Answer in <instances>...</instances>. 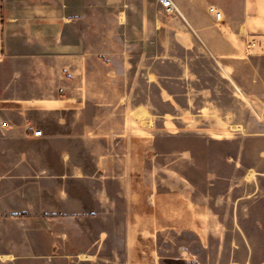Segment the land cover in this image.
<instances>
[{
	"label": "crops",
	"instance_id": "0c3cea01",
	"mask_svg": "<svg viewBox=\"0 0 264 264\" xmlns=\"http://www.w3.org/2000/svg\"><path fill=\"white\" fill-rule=\"evenodd\" d=\"M172 1L0 0V264H264V0Z\"/></svg>",
	"mask_w": 264,
	"mask_h": 264
},
{
	"label": "rangeland",
	"instance_id": "374dc122",
	"mask_svg": "<svg viewBox=\"0 0 264 264\" xmlns=\"http://www.w3.org/2000/svg\"><path fill=\"white\" fill-rule=\"evenodd\" d=\"M198 130V129H197ZM195 129H188L187 132H186V135H196L198 133H196L195 131H197ZM240 130V128L238 127H233L231 129V131L229 130L228 133L226 132H223V133H218V135H230V134H236L238 131ZM263 132H261L260 134L264 135V130H262ZM231 132V133H230ZM188 147H191V145H186ZM193 146V145H192ZM201 154H200V158H199V161L197 163V168L195 169V174L193 173V171L190 170V175L189 177L192 179V181L195 183V184H200L201 187H203L205 184L208 183V181L206 180V174L209 170V156L207 154V149L206 148H203L204 145H201ZM254 147V150H250V155H248V159H246L245 163H247L250 167L254 166L256 160H257V156L255 154L256 152V148L257 147H260V148H264V145H252L250 144V148ZM182 148H184V145L183 144H179L176 142V140L174 139H170L169 138V142L165 145H163L161 147V150L165 151V152H168V153H176L180 150H182ZM216 171H217V178H216V183H217V186L216 188L211 191V193L209 192H206V191H202L200 192V194H203V195H207L209 196V194H211L210 196L214 198V200L216 199L217 201H223V200H230V201H234L238 198V196H240L241 194L243 195H247V194H252L251 192H232L230 195H227L225 189H226V182L224 181L223 178H226V176L228 174H231V169L230 167H227L225 166L226 164V158L228 155H233L235 156V153H236V147L235 145H226L225 143H218L216 145ZM214 158V157H213ZM159 162H165V160L163 159H160ZM199 167V168H198ZM264 168V166H263ZM256 178L255 174H254V171L251 170L250 171V175L248 177L249 181H248V184H252L251 181L255 182L254 179ZM258 183L260 185H262L264 187V176L263 177H258ZM215 180V178H214ZM256 180V179H255ZM251 188H249V191H250ZM260 197H258L261 201H259L260 203L262 202L263 205H264V188L259 191L257 193ZM227 196V197H226ZM223 206V204H220ZM251 211H253V209L251 210L250 209V215H251ZM227 212H229L228 208H227ZM254 212V211H253ZM260 212V211H259ZM229 226H235L236 225H229ZM245 230L248 232V233H259V236H262L264 235V223H259L257 224L255 221H254V218L250 217L248 220H247V223H244L243 224ZM261 241V243L263 244V240H259Z\"/></svg>",
	"mask_w": 264,
	"mask_h": 264
},
{
	"label": "built area",
	"instance_id": "2783aa9c",
	"mask_svg": "<svg viewBox=\"0 0 264 264\" xmlns=\"http://www.w3.org/2000/svg\"><path fill=\"white\" fill-rule=\"evenodd\" d=\"M159 2L166 8L168 13L176 11V6L173 3L172 0H159ZM208 12L218 21L222 19V13L215 7V6H210L208 8ZM35 136H42L43 132L42 131H35L34 132Z\"/></svg>",
	"mask_w": 264,
	"mask_h": 264
}]
</instances>
